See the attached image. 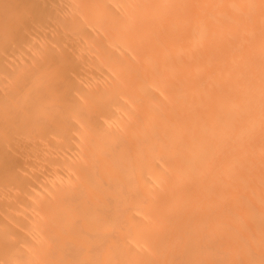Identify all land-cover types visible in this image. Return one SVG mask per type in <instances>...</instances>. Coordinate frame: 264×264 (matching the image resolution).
<instances>
[{
	"label": "bare ground",
	"instance_id": "obj_1",
	"mask_svg": "<svg viewBox=\"0 0 264 264\" xmlns=\"http://www.w3.org/2000/svg\"><path fill=\"white\" fill-rule=\"evenodd\" d=\"M0 264H264V0H0Z\"/></svg>",
	"mask_w": 264,
	"mask_h": 264
}]
</instances>
